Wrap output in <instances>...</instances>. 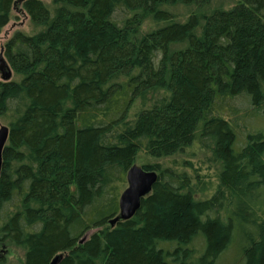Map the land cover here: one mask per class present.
Instances as JSON below:
<instances>
[{
	"label": "trees",
	"instance_id": "obj_1",
	"mask_svg": "<svg viewBox=\"0 0 264 264\" xmlns=\"http://www.w3.org/2000/svg\"><path fill=\"white\" fill-rule=\"evenodd\" d=\"M214 1L21 0L35 32L4 46L0 245L25 264H264V0ZM192 148L214 175L174 160ZM139 162L158 182L112 226Z\"/></svg>",
	"mask_w": 264,
	"mask_h": 264
},
{
	"label": "rangeland",
	"instance_id": "obj_2",
	"mask_svg": "<svg viewBox=\"0 0 264 264\" xmlns=\"http://www.w3.org/2000/svg\"><path fill=\"white\" fill-rule=\"evenodd\" d=\"M47 4L48 6L51 5V0H42ZM19 5L18 8H14L12 11V19L9 22V24L2 30V33L0 34V52L4 49L5 44L13 37V35L17 32H22L25 34H33L35 32V27L30 21V18L28 14L21 9V0L17 1ZM237 0H215L212 8H231ZM210 9V10H211ZM171 12L175 13L181 21L185 20L188 14L190 13V10L186 9L183 6H176L173 7ZM5 56V55H4ZM19 77L16 76L13 72L12 80H18ZM1 81V76H0ZM10 81V82H11ZM2 82V81H1ZM9 118L8 117H0V129L3 127H9ZM249 128L254 131H264V116L261 117V119L258 120H252ZM207 153L203 152L200 148H192L190 152L186 156L177 157L174 158V160H177L178 162H181L183 159H190L193 163V166H197L200 169H202V173L209 175H214V170H208L207 165H205L204 162H206ZM143 163L148 162V159H139ZM136 165L141 166L140 162ZM165 165H170L169 161L165 163ZM181 169V167H179ZM213 171V173H212ZM25 253L22 249L17 248L10 243H4L0 245V264H25L24 259ZM227 264H236V262L233 259H230Z\"/></svg>",
	"mask_w": 264,
	"mask_h": 264
},
{
	"label": "water",
	"instance_id": "obj_3",
	"mask_svg": "<svg viewBox=\"0 0 264 264\" xmlns=\"http://www.w3.org/2000/svg\"><path fill=\"white\" fill-rule=\"evenodd\" d=\"M0 76L2 82H10L13 77L7 59L4 56V50L0 52ZM10 129L3 127L0 129V176L2 170V154L8 143ZM156 172L146 171L142 166L133 165L127 172V187L123 190L119 201V216L111 220L110 224L114 226L119 221H129L136 216L141 209L142 200L148 197L156 183L158 182ZM61 257L57 256L51 264H59Z\"/></svg>",
	"mask_w": 264,
	"mask_h": 264
}]
</instances>
